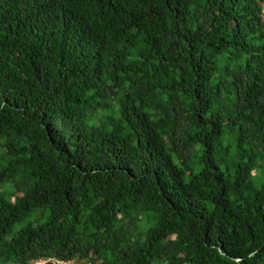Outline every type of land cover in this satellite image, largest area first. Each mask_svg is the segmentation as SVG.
Returning a JSON list of instances; mask_svg holds the SVG:
<instances>
[{"label": "trees", "instance_id": "obj_1", "mask_svg": "<svg viewBox=\"0 0 264 264\" xmlns=\"http://www.w3.org/2000/svg\"><path fill=\"white\" fill-rule=\"evenodd\" d=\"M39 260L264 264V0H0V264Z\"/></svg>", "mask_w": 264, "mask_h": 264}, {"label": "rangeland", "instance_id": "obj_2", "mask_svg": "<svg viewBox=\"0 0 264 264\" xmlns=\"http://www.w3.org/2000/svg\"><path fill=\"white\" fill-rule=\"evenodd\" d=\"M261 180L260 179H257L256 180V185L257 186H261ZM151 221H153V220H151ZM145 222H147V220H145ZM26 225V223H21V224H18L16 227H15V230H14V232H18L19 230H21L24 226ZM145 228L146 229H148L149 228V226L147 225V226H145Z\"/></svg>", "mask_w": 264, "mask_h": 264}, {"label": "built area", "instance_id": "obj_3", "mask_svg": "<svg viewBox=\"0 0 264 264\" xmlns=\"http://www.w3.org/2000/svg\"><path fill=\"white\" fill-rule=\"evenodd\" d=\"M53 263H58V264H91V263H88V262H81V263H79L78 261H76V260H70V261H66V262H55V261H52ZM40 264H44V263H46V261H40L39 262Z\"/></svg>", "mask_w": 264, "mask_h": 264}, {"label": "clouds", "instance_id": "obj_4", "mask_svg": "<svg viewBox=\"0 0 264 264\" xmlns=\"http://www.w3.org/2000/svg\"><path fill=\"white\" fill-rule=\"evenodd\" d=\"M40 261H41V260L37 261L36 263H37V264H40V263H39ZM42 261H45V260H42ZM49 261H50V260H49ZM49 261H46V263L49 262ZM62 262H64V261H62ZM46 263H44V264H46ZM54 264H56V263H54Z\"/></svg>", "mask_w": 264, "mask_h": 264}]
</instances>
